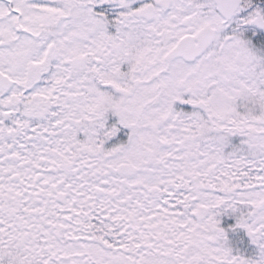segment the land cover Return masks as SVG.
Masks as SVG:
<instances>
[{
	"label": "snow or ice",
	"instance_id": "snow-or-ice-1",
	"mask_svg": "<svg viewBox=\"0 0 264 264\" xmlns=\"http://www.w3.org/2000/svg\"><path fill=\"white\" fill-rule=\"evenodd\" d=\"M0 264H264V0H0Z\"/></svg>",
	"mask_w": 264,
	"mask_h": 264
}]
</instances>
